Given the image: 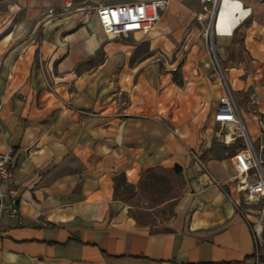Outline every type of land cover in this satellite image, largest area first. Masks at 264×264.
Listing matches in <instances>:
<instances>
[{
	"label": "crops",
	"instance_id": "obj_1",
	"mask_svg": "<svg viewBox=\"0 0 264 264\" xmlns=\"http://www.w3.org/2000/svg\"><path fill=\"white\" fill-rule=\"evenodd\" d=\"M66 1L0 0V152L12 147L2 188L19 204L0 217V264H263L229 179L236 142L224 137L238 133L215 127L225 86L191 5L171 0L148 33L108 38L88 8L133 0L63 11ZM241 1L249 12L230 35L215 33L217 49L264 149L241 97L258 65L264 114V0ZM176 165L173 214L139 223L129 210L143 172Z\"/></svg>",
	"mask_w": 264,
	"mask_h": 264
},
{
	"label": "built area",
	"instance_id": "obj_2",
	"mask_svg": "<svg viewBox=\"0 0 264 264\" xmlns=\"http://www.w3.org/2000/svg\"><path fill=\"white\" fill-rule=\"evenodd\" d=\"M171 0H133L117 3H101L95 8L100 24L108 38L127 36L132 32L141 31L148 33L161 17L162 11ZM206 7L211 5V20L223 0H200ZM73 5L72 0H67L65 9ZM51 8L49 12H54ZM215 34L214 27H211V36ZM221 78L224 80L225 92L220 97L215 120L218 124L237 126L240 134L230 139L224 137L226 143L236 142L238 136L245 138L240 142L232 158L236 174L229 178L235 184L236 190L241 194L242 199L250 207L257 209L259 213L248 212L250 226L255 239V255L257 260L261 259L264 264V155L263 145L259 148L250 135L246 122L236 102L233 89L228 78L217 62ZM2 104L0 103V112ZM254 119L259 130H264V114L254 110ZM11 152L12 147L0 152V217L4 214H15L19 211L17 197L7 193L2 188V182L11 177ZM194 158L201 164L199 156L194 153ZM254 215V217H252Z\"/></svg>",
	"mask_w": 264,
	"mask_h": 264
},
{
	"label": "rangeland",
	"instance_id": "obj_3",
	"mask_svg": "<svg viewBox=\"0 0 264 264\" xmlns=\"http://www.w3.org/2000/svg\"><path fill=\"white\" fill-rule=\"evenodd\" d=\"M185 1H187L192 7V13L194 14L193 26L199 28L198 35L200 36V38H203V40L205 42V48L207 50L208 56L210 57L211 62L213 64L214 71L221 78V72H219L217 62H219L223 72H225L226 70H225V67L222 64V62L219 58V55H218L216 35L213 34V36H211V28H210L211 15H210V11L212 9V6L207 5L205 7L204 4L202 2H200L199 0H185ZM96 6L97 5L89 7L88 8L89 11H91V13L94 12ZM72 7H73V5L69 9L63 8V11L70 10ZM164 10L162 11V13L164 12ZM120 37H125V36H120ZM186 52H187V45L184 42H182L180 45V48L176 50L175 54L180 53V55H183V54H186ZM175 54L173 53V55H175ZM258 68H259L258 65H252L251 66V78L249 79V81L251 83H253V85L251 84L248 91L241 93V97H242L243 101L248 106L247 111L253 110L254 107H255V109H258V107H259V96H258V92L256 90V87L261 82L263 75L260 74L261 71H257ZM235 72H237V71H235ZM221 80H222L223 84H225L224 80L222 78H221ZM234 96H235L236 102L238 104V107L240 109V112L242 113L241 101L239 100V97L237 94H235V92H234ZM215 127L217 129V132H219L220 135L230 133L233 130H235L238 134L241 133L240 129L237 128V126H229V125L227 126V125L216 124ZM250 135H252V134L250 133ZM244 138H245L244 135L238 136L236 138V144H235L236 149H237V147H239L240 142ZM255 145L257 146V148H259L261 146L258 143V141L255 143ZM234 150H235V148H234ZM263 155H264V149H263ZM168 189L169 188L165 189L166 190L165 196H168L170 194L175 195L179 192V188H170L169 190ZM153 198H155V197H153ZM139 199H140V197H138V196L133 197L131 203H136ZM241 203H242L241 208L243 210L246 206L249 205L243 199L241 200ZM139 204L142 207V210H139L135 207L134 212L140 218V220L142 222H147V223H149V225L159 224V223L167 220L168 218H170L172 215V208H173L172 202L171 203H160L158 205H155L154 207L149 208L148 211L145 210L144 207L150 206V204H153V202H151V201L148 202L145 198H142L141 200H139ZM255 213H259V211L256 210ZM252 217H254V215Z\"/></svg>",
	"mask_w": 264,
	"mask_h": 264
},
{
	"label": "trees",
	"instance_id": "obj_4",
	"mask_svg": "<svg viewBox=\"0 0 264 264\" xmlns=\"http://www.w3.org/2000/svg\"><path fill=\"white\" fill-rule=\"evenodd\" d=\"M181 173L182 170L181 166L179 165H176L172 169H164L161 167L149 168L143 172L139 185V191L136 192L133 197L138 196L140 197L139 200L145 198L148 202H153V204H150V206L144 207V209L147 211L149 208L154 207L155 205H158L160 203L172 202V204L174 205L180 193V188L183 184ZM166 188H179V192L175 195L170 194L168 196H165ZM139 200L136 203L132 204V207L130 208L129 212L135 218H137L139 223H147L142 222L134 212L135 207L139 210H142V207L139 204Z\"/></svg>",
	"mask_w": 264,
	"mask_h": 264
},
{
	"label": "bare ground",
	"instance_id": "obj_5",
	"mask_svg": "<svg viewBox=\"0 0 264 264\" xmlns=\"http://www.w3.org/2000/svg\"><path fill=\"white\" fill-rule=\"evenodd\" d=\"M248 12V9L244 7L241 0H223L214 16V32L219 35H230L234 27ZM244 210L255 212L257 209L248 205Z\"/></svg>",
	"mask_w": 264,
	"mask_h": 264
},
{
	"label": "water",
	"instance_id": "obj_6",
	"mask_svg": "<svg viewBox=\"0 0 264 264\" xmlns=\"http://www.w3.org/2000/svg\"><path fill=\"white\" fill-rule=\"evenodd\" d=\"M213 25H214V18L210 22V27H213Z\"/></svg>",
	"mask_w": 264,
	"mask_h": 264
}]
</instances>
